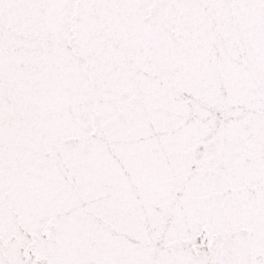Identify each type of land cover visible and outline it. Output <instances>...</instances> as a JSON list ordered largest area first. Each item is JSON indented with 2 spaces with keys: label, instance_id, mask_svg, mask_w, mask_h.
I'll return each mask as SVG.
<instances>
[{
  "label": "snow or ice",
  "instance_id": "1",
  "mask_svg": "<svg viewBox=\"0 0 264 264\" xmlns=\"http://www.w3.org/2000/svg\"><path fill=\"white\" fill-rule=\"evenodd\" d=\"M0 264H264V0H0Z\"/></svg>",
  "mask_w": 264,
  "mask_h": 264
}]
</instances>
